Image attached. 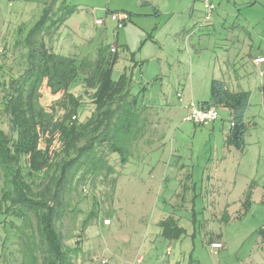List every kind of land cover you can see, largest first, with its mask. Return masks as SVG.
<instances>
[{
    "label": "rangeland",
    "instance_id": "rangeland-1",
    "mask_svg": "<svg viewBox=\"0 0 264 264\" xmlns=\"http://www.w3.org/2000/svg\"><path fill=\"white\" fill-rule=\"evenodd\" d=\"M35 1L0 0V62L14 75L23 69L20 49L12 46L14 31L20 23L29 26L39 17L46 0ZM149 1L67 0L77 10L50 44L56 51L80 59L94 57L100 44L115 43L118 59L112 77L117 79L124 71L131 73V93L145 85L138 102L149 105L153 116L156 114V122L146 123L144 136L150 135V141L136 144L125 165H121L117 154L109 155L112 170L88 176L78 185L73 180L65 190L66 204L57 222L64 244L71 249L78 246L77 254L71 253L74 264H131L137 255L143 257L141 264H264V91L258 87L264 77H258L257 70L248 85L243 84L251 91L247 112L250 130L243 149L231 147L229 155L217 131L213 136L208 126L194 127L182 121L184 111L178 96L195 100L209 96L208 86L204 93L198 90V97L181 88L189 78L196 85L202 84L213 67L206 53L192 62L179 34L182 27L200 17L203 20L200 0ZM259 2V14L256 8L251 14L256 15L257 30L264 34V0ZM112 12L128 13L123 27H116L110 18ZM140 61L142 65H136ZM71 90L81 93V82ZM55 98L57 95L47 88L42 90L43 105ZM83 101L79 113L82 121L93 109L88 97ZM218 110L228 125L227 110ZM1 120L0 115V125L7 130L6 122ZM154 130L164 137L156 139ZM210 176L217 189L213 203L207 195ZM209 203L218 215L226 210L229 220L213 221ZM169 213L178 214V225L185 231L174 239L161 235L154 238L155 218ZM206 219L210 228L221 232L223 240L219 236L208 239L199 222ZM14 223L20 221L15 219ZM214 240L223 246L211 251L209 244ZM167 247L171 251L167 252ZM19 248L16 228L1 221L0 264H21Z\"/></svg>",
    "mask_w": 264,
    "mask_h": 264
},
{
    "label": "trees",
    "instance_id": "trees-1",
    "mask_svg": "<svg viewBox=\"0 0 264 264\" xmlns=\"http://www.w3.org/2000/svg\"><path fill=\"white\" fill-rule=\"evenodd\" d=\"M66 1H43L36 21L16 26L12 46L20 49L23 62L18 75L0 62V115L8 127L0 125V213L5 224L16 228L21 264H74L71 253L76 255L78 246L67 248L57 225L65 190L73 180L78 185L88 176L112 170L109 155L117 154L125 165L136 144L145 142L151 114L131 93L126 72L112 77L117 56L110 45L100 44L94 57L80 59L52 48L53 38L77 10ZM76 82L82 84L79 94L71 90ZM44 88L57 95L49 105L41 103ZM85 96L93 109L82 121ZM249 98L248 91H231L222 80L213 79L209 98L200 103L228 109L227 142L238 147L249 126L244 118ZM86 224L87 219L82 227ZM159 225L165 238L185 231L172 215Z\"/></svg>",
    "mask_w": 264,
    "mask_h": 264
},
{
    "label": "crops",
    "instance_id": "crops-1",
    "mask_svg": "<svg viewBox=\"0 0 264 264\" xmlns=\"http://www.w3.org/2000/svg\"><path fill=\"white\" fill-rule=\"evenodd\" d=\"M214 2L216 3V9L213 12L212 20L205 22L200 17L198 18V20H196L191 25L184 26L180 29L179 34L182 36V41L185 43L186 53L192 57V62L197 58V56H200L202 53H206L209 56L210 61L213 63L212 71L208 75L205 76L206 78H204L203 80V83H202L203 85L201 83L196 85L195 82H193V79L189 78L188 82L185 83L181 87L182 91L185 92V90H188L191 94L195 95L194 97H198L196 96L198 90H201L204 93V91L206 90V86H208L209 96H210L211 81L213 79H219L225 83V85L227 86L229 90L248 91L251 97V91L246 90L245 85L243 86V84L247 83L246 85H248L249 83L248 80L254 76V73H256L257 70H259L260 72V74L257 76L264 77V34L259 33V31L257 30L258 24L256 22L257 20L256 15L251 14L255 8L257 12L260 11L258 7L259 6L261 7L262 3H260L259 0H214ZM141 3L148 4L150 3V1L141 0ZM242 8H245V9L242 10ZM156 12L158 11L156 10ZM200 12L203 14L202 3H201ZM111 45H116V44L114 43ZM120 47L122 48V50L125 49L124 45H121ZM115 51H116V56L118 59L117 45H116ZM117 59L115 63L117 62ZM142 63L143 62L141 61L136 62V65L137 64L142 65ZM126 73L131 77V81H132L131 73L129 72H126ZM258 83H259L258 84L259 89L263 92L264 91V81L261 79L260 82ZM145 89H146V86L143 85L141 86L140 90L137 93H135L137 94L138 101H139L141 91ZM209 96L203 97V98H196V100L193 99L192 97L185 98L183 97V95L178 96L179 101L182 103L181 108L184 111L182 121L191 123L194 127L195 126H200V127L208 126L210 127L211 129L210 132H212L211 134H213V136L215 135V132L217 131L220 134L221 139H223V144L225 148L227 149L229 155L232 152L230 149L231 147H234L235 150H242L245 144V138L250 128L248 127L246 131V134L244 136V144L241 147L228 143L227 138H228V134H229L230 126H231V116H230V112L228 111V109L225 108L227 110V115H228V125H225L220 117H218V119H216L212 123H209L208 125H197L185 118L187 115V111H188L187 106L191 101H193L197 105H200V103L202 101L207 100ZM139 105L146 107L147 111L151 113L147 116L146 123L149 124L148 122L149 120H153V123L156 122L155 121L156 114L155 116H153L154 111L150 109L149 105H145L143 103ZM249 106H250V98H249L248 107L244 114L245 120L250 125L251 124L249 122L250 119L247 115ZM153 123H151V125H153ZM253 124L255 125V123ZM154 132H155L156 139L158 138L160 140L164 137V134L162 132L159 134L156 133V130H154ZM150 139H151L150 135L146 134L144 136L145 143L147 141H150ZM221 157L223 159L225 155L222 154ZM218 158L219 156L216 157L217 160ZM122 173L123 172H121L120 174L122 175ZM210 177L212 178V181L207 178L208 185H209L207 195L210 198L211 203H213V201L217 197V194H216L217 189L214 184L213 176H210ZM164 179L165 177L162 180ZM211 203H209L210 205L209 207L212 208V216H211L212 220L213 221L218 220L219 222H227L229 218L226 213V210H224L223 214L218 215L216 211L215 212L213 211V206ZM168 215L174 216L178 220V223H179L178 214L169 213L166 216ZM166 216L158 215L155 218V224L157 227H156L155 233H152L154 238L158 237L159 235L164 237L161 234V226L159 225V222L160 220L164 219ZM1 221L3 220H0V222ZM197 221L198 220H196V222ZM199 222L200 224H202L201 227L204 228V230L208 234V239H212V237L213 239H216L217 236H219L222 239L221 232L214 230V228H210L209 222L207 219L201 220ZM2 226L5 228V225H2ZM211 232L213 233L210 234ZM147 235H149V231ZM147 235L145 238H147ZM169 251H171V249L170 247H167V252ZM0 253H1V250H0Z\"/></svg>",
    "mask_w": 264,
    "mask_h": 264
},
{
    "label": "built area",
    "instance_id": "built-area-1",
    "mask_svg": "<svg viewBox=\"0 0 264 264\" xmlns=\"http://www.w3.org/2000/svg\"><path fill=\"white\" fill-rule=\"evenodd\" d=\"M203 5V21H210L213 12L216 9V3L214 0H200ZM111 20L116 24L117 28L122 27L126 21L129 19V15L126 12H112L110 14ZM116 45H111V52H115ZM188 111L186 119L197 125H208L212 123L219 117V110L216 106L201 107L193 101H191L188 106ZM74 118V117H73ZM82 190L87 191L86 187L83 186ZM222 242L219 240L211 241L209 244L210 250L213 251L216 248H222ZM143 257L137 255L131 264H141Z\"/></svg>",
    "mask_w": 264,
    "mask_h": 264
}]
</instances>
